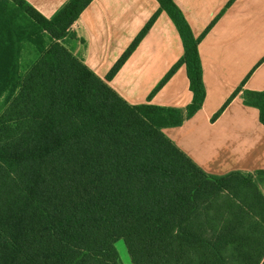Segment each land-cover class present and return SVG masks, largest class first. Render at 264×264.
Wrapping results in <instances>:
<instances>
[{
	"label": "trees",
	"instance_id": "obj_1",
	"mask_svg": "<svg viewBox=\"0 0 264 264\" xmlns=\"http://www.w3.org/2000/svg\"><path fill=\"white\" fill-rule=\"evenodd\" d=\"M92 0L51 17L27 0H0V264H264V195L252 173L205 172L163 132L203 105L196 37L174 0L173 21L192 100L184 108L129 104L108 83L156 19L106 76L64 44ZM37 58L23 74L24 43ZM235 90L214 114L217 118ZM151 97V96H150ZM264 124V90L242 92Z\"/></svg>",
	"mask_w": 264,
	"mask_h": 264
},
{
	"label": "crops",
	"instance_id": "obj_2",
	"mask_svg": "<svg viewBox=\"0 0 264 264\" xmlns=\"http://www.w3.org/2000/svg\"><path fill=\"white\" fill-rule=\"evenodd\" d=\"M51 17L67 0H27ZM198 37L206 97L202 107L164 134L205 172L252 173L264 195V124L244 104V90H264V0H174ZM150 29L107 83L129 104L184 109L192 100L186 66L180 65L150 93L184 53L181 37L157 0H92L71 26L76 51L105 79L148 20ZM106 80V79H105ZM222 113L214 114L242 84Z\"/></svg>",
	"mask_w": 264,
	"mask_h": 264
},
{
	"label": "rangeland",
	"instance_id": "obj_3",
	"mask_svg": "<svg viewBox=\"0 0 264 264\" xmlns=\"http://www.w3.org/2000/svg\"><path fill=\"white\" fill-rule=\"evenodd\" d=\"M75 38V37H74ZM74 38L67 37L66 40L64 41V44L72 51L73 49L76 51V48L78 46V40L76 41ZM124 53V52H123ZM73 54L82 60L81 58V53L79 52L78 54L74 53ZM37 51L35 49V46H33L32 43L26 42L24 43V48L22 52V57H21V72L24 74L27 69L32 65V63L35 61L37 58ZM122 56V55H121ZM120 56V57H121ZM116 63V62H115ZM114 66V65H113ZM155 89V88H154ZM153 89V90H154ZM152 90V92H153ZM151 92V93H152ZM150 93V96H152ZM149 96V97H150ZM115 247L119 253L120 259L122 260L123 264H131L130 257L128 255V252L126 250L125 243L123 239H119L115 242Z\"/></svg>",
	"mask_w": 264,
	"mask_h": 264
}]
</instances>
